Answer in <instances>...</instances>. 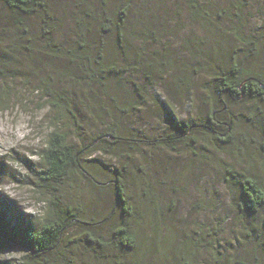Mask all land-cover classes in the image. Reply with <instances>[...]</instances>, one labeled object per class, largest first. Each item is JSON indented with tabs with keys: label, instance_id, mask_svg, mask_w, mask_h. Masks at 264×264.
I'll return each mask as SVG.
<instances>
[{
	"label": "rangeland",
	"instance_id": "rangeland-1",
	"mask_svg": "<svg viewBox=\"0 0 264 264\" xmlns=\"http://www.w3.org/2000/svg\"><path fill=\"white\" fill-rule=\"evenodd\" d=\"M76 2L60 0L58 4L59 43L78 45V30L71 25L77 6L82 11L100 6L99 0H83V6ZM191 2L133 0L128 25L137 31L149 26L154 33L145 41L136 38L137 31L131 33L119 64L125 66L134 57L135 67L124 74L122 85L109 76L93 79L79 59L45 55L42 40L28 54L15 47L8 52L10 43L21 42L20 32L14 24L17 14L0 3V209L9 220L37 226L52 197L99 219L122 203L113 185L93 186L75 171L60 182L36 175L33 170L41 168V150L49 132L61 129L83 157L96 158L107 177L130 161L125 197L139 198L143 193L144 199L149 181L161 200L163 224L155 229L151 221L141 230L140 244L150 248L149 254L138 258L134 252H124V263L264 264V206L258 214L239 206L240 193L235 184L226 182L223 172L224 165L240 171L249 168L264 185L263 154L250 146L227 152L231 147H207L204 140L191 147L189 134L181 135L178 128L204 119L211 111L207 100L216 64L238 59L264 70V0H196V7ZM32 23L36 24V18ZM87 24L95 32L98 15L87 19ZM94 40L88 39L92 44ZM140 50L144 51L141 57ZM112 51H120L115 42ZM45 83L63 96L60 113L51 109L42 89ZM224 98L226 102L217 107L220 119L239 120L240 132L248 129L252 136L259 135L244 119L256 107L264 116V100ZM115 126L131 138L128 143L101 137ZM197 129L193 135L202 139V127ZM171 134L177 141L166 143ZM144 171L148 172L145 182L133 185L135 175ZM117 220L114 215L111 222ZM72 230L75 237V225ZM61 251V258L57 253L46 254L31 264H64L65 256L75 261V247ZM28 259V251L7 244L0 235V264H28Z\"/></svg>",
	"mask_w": 264,
	"mask_h": 264
},
{
	"label": "trees",
	"instance_id": "trees-1",
	"mask_svg": "<svg viewBox=\"0 0 264 264\" xmlns=\"http://www.w3.org/2000/svg\"><path fill=\"white\" fill-rule=\"evenodd\" d=\"M190 1H192L190 6H197L196 0ZM82 2L83 0H77L75 4H82ZM0 3L17 14L14 24H17L20 32L18 39L21 42L14 43L15 46L10 43L11 48L7 50L8 52L12 50V47H15L20 52L28 54L36 47L35 42L40 44L39 40H42L45 45L41 52H44L45 55L67 57L72 61L79 59L83 65H87L85 71L87 70V74L89 73L93 79L98 77L104 79L109 76L114 83L119 85L124 83V74L135 67L134 57L130 58L131 61L125 66L119 64V56L126 54L125 50L131 43V33L137 31L134 30V26L128 25L133 0H99L100 6L97 10H88L87 8L82 11L77 6L71 16L74 20L71 25H74V29L76 25L79 33L77 46L75 43L65 45V43H59L56 40L58 26L62 22L57 9L60 0H0ZM95 15H98L100 24L96 27L95 32H92L88 28L87 19L93 18ZM34 18H36L35 25L32 23ZM153 31L149 26H146L136 32V38L145 41L146 37L153 35ZM92 38L95 39L93 44L88 41ZM114 42L120 48L118 54L112 51ZM1 43L2 33L0 30ZM251 52H253V47H251ZM143 53V50L138 51L139 57ZM138 61L140 62L139 59ZM159 63L163 64L162 61ZM168 66H171V62H168ZM258 67L253 64L243 65L238 59L228 64L215 65L207 100L211 111H208V115H205L204 119L199 118L185 122L184 125H178L181 135L187 133L193 140L190 143L191 147L197 145L200 140H204L208 142L204 143L206 146L209 145L207 147L212 146L219 150H222L220 148L222 145L227 148L231 147L228 150L224 148L227 152L244 150L248 146L255 147L264 156V116L259 113L257 107L252 108L244 119L250 124L249 127L254 126L259 130L260 134L254 136L248 133V129L243 132L239 131L240 127L242 128L239 120L220 119L219 112H217V107L226 102L225 95L233 98L240 97L243 100H264V70L259 71ZM55 72L57 73V71ZM42 89L48 97L51 109L60 113L61 108H64L63 96L60 92H55L49 83H45ZM198 127H202V139L195 138L193 135ZM179 131H176L175 135H178ZM172 136L173 134L168 137L172 141L167 139L166 143L177 141V137L174 139ZM187 136L185 137L187 138ZM101 137L105 140L112 137L120 144L128 143L131 139L120 134L116 126L111 127L108 134H101ZM81 151L76 145L74 148L64 131L54 129L49 132L45 148L41 150V168L33 171L40 179L51 182H60L75 171V175L81 176L83 180L93 186L107 188L113 185L116 196L121 199L122 203H116L110 213L99 219L87 215L82 211V208L75 207L74 209L72 205L64 204L57 197H52L48 200L49 205L45 217L37 226L29 222L23 225L17 224L15 220L7 218L6 211L0 209V235L7 244L13 243V245L28 251L30 255V259L27 260L28 264H31L32 260L37 262L46 254L57 253L60 257L61 249L65 246L67 250L68 246L75 247V261L65 256L62 257L64 264H122L124 252H134L138 258L145 257L150 252L147 245L140 244L142 227L144 223L151 221H153L155 229L161 227L160 225L164 222L162 216L165 214L161 200L155 195L154 188H152V182H146L149 191L145 192L144 199L143 193L139 198L132 194L125 197L124 188H127L129 184L125 175L126 172L132 171L130 161L124 162L111 178L106 176L104 168L96 164V158L93 156L83 157ZM201 153L203 152L201 151ZM126 155L129 156V154ZM223 169L226 182L235 184L240 193L243 202H240L239 206L245 208L249 213L258 214L264 206V185L261 181L251 173L249 168L240 171L232 165H224ZM144 172L135 175L136 180L133 185H141L145 182L144 175H148V172ZM142 200H144L143 204ZM114 215L118 217V220L111 222ZM73 225H75V237H72ZM106 225L107 227H105ZM65 240H68L69 243L64 244ZM101 249H104V252H101ZM89 252H92L93 256L88 255ZM135 263L139 262L135 261L130 264Z\"/></svg>",
	"mask_w": 264,
	"mask_h": 264
}]
</instances>
